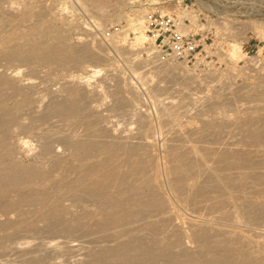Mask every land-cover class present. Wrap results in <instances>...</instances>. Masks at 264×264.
<instances>
[{"label": "bare ground", "instance_id": "1", "mask_svg": "<svg viewBox=\"0 0 264 264\" xmlns=\"http://www.w3.org/2000/svg\"><path fill=\"white\" fill-rule=\"evenodd\" d=\"M29 1L18 2L21 8L15 4L0 7V15L4 14L0 19L8 18L1 19L2 23L9 20L6 24L9 37L15 31L19 34V27L33 17V5ZM179 6L167 4L153 9L163 16L184 17L185 13H179ZM16 19L23 22L17 21L16 25L21 23L17 30ZM134 21L135 26L142 27L141 19ZM2 28L0 24V31ZM30 32L26 40L19 34L22 38L15 36L10 47L0 48V129L3 133L16 125L18 112L27 102L24 96L23 100L15 102V97L36 87L37 92L40 91L36 81L35 86L33 81L31 85L23 83V64L63 65L73 58L81 64L87 59L109 61L107 54L69 47L56 32L44 29L42 39ZM260 33L264 37V32L260 30ZM53 35L56 40H52ZM135 41L143 44L146 36L136 34ZM240 54V45L233 43L231 57ZM15 64L22 66L12 68ZM161 64L162 61L156 64L153 61L152 68H158L166 76L192 73L179 63ZM32 69L38 76L37 70ZM86 72L97 74L100 70L90 68ZM25 74V78L31 77ZM189 80L199 85L204 79ZM129 91L137 93L132 87ZM131 100L122 98L118 104L127 107V103H132L136 112L130 115L136 117L140 127L133 137L123 136L119 143L87 141L89 134L86 135L85 127L83 135L53 131L49 126L36 133L41 144L40 155L49 156L53 165L60 158L58 144L88 154L78 160L77 165H67L57 180H52L47 171L14 161L9 151L0 145V264H264L263 259L246 252L250 242L245 239V232L264 223V202L261 203L264 148L259 147L260 134L248 129L249 122H243V144L225 140L228 144L224 146H219L221 143L214 146L215 142L213 146H201L196 144L198 139L201 143V127L175 129L170 132L172 135H167L169 139H165L166 156L160 167L157 151L153 149L158 141L156 143L155 136L150 135L153 118L150 123V115L142 114L139 104ZM75 102L68 98L50 101L43 118L75 116L82 109ZM167 104L169 109L162 107L160 118L169 125L178 118L176 111L182 107L175 101ZM30 106H26L29 114L36 110L31 106L32 111ZM187 136H194L195 143L180 145ZM89 150L100 154L101 159L94 160ZM108 150L115 153L107 156ZM28 179L45 183L28 187ZM32 238L42 239V242L35 240L34 245Z\"/></svg>", "mask_w": 264, "mask_h": 264}, {"label": "rangeland", "instance_id": "2", "mask_svg": "<svg viewBox=\"0 0 264 264\" xmlns=\"http://www.w3.org/2000/svg\"><path fill=\"white\" fill-rule=\"evenodd\" d=\"M22 1L0 0V7L6 8L15 4L16 7L21 8L18 2ZM31 1L29 3L33 5V17L30 21L21 25L23 22L15 20V30L21 25L18 31L19 34L24 35L23 38L29 34L30 30H33L31 32L42 39L44 38L42 31L47 29L52 33L61 34L64 43L69 47L77 51H97L107 54L109 61L98 62L87 59L81 64L73 58L63 65L43 62L23 64L21 69L23 83L31 85L33 81L34 85L36 81L35 85H40L38 87L40 91L37 92L36 87L30 89L29 93L15 97L16 102L23 100L24 96L23 98L27 99L24 103L25 107L23 106L18 112L15 127L11 126L4 133L0 129V145L9 151L14 161H18L25 167H37L39 170L47 171L51 174L52 180H57L67 165H77L78 160L88 155L84 150L78 151L69 145L58 144L61 148L60 158L53 165L49 156L40 155L41 144L36 138V133L48 126L53 131L73 132L76 135H83V127H85L88 131L86 135L89 134L87 141L99 144L119 143L123 136L133 137L140 124L135 116L131 118L130 114L136 112L132 103H127L125 108L119 106V100L122 98L125 100L130 98L135 104H139L140 112L150 115L148 118L150 123L153 118L154 124L152 123L151 126L154 125V129L151 128L150 131H153L150 135L155 136L156 143L158 141L153 149L157 151L154 153L156 152L160 167H163L165 161V139H169L167 135H172L170 133L172 130L174 132L175 129H185L187 126L201 127L199 137L201 143L198 139L196 144L208 146L215 142L214 146L219 143H221L219 146H224L226 141L232 144H243L245 135L242 123L249 122L248 129L260 134L259 147L264 148V37L260 33V30L264 32V0ZM167 4L180 5L179 13L187 15L185 17L182 14L187 20L184 32L192 35L200 44L190 64L175 62L191 70V75L188 72L168 73L169 77H167L166 74L159 72L158 68H152L153 61L155 64L161 61L153 41V35L158 28L154 25L149 27L148 22L152 16L161 15L153 8ZM137 18L143 22L141 28L135 26L134 20ZM1 19L0 24L4 29L0 31V48L10 47L15 42V36L18 37L19 34L15 31L16 35L9 37L6 27L9 20L4 21L8 19L5 18L3 20L5 26H3ZM17 21L21 22L20 25H16ZM141 33L146 36L143 44L135 41L136 34ZM52 40H56L55 35ZM235 42L240 45L241 54L232 58L231 45ZM169 64L162 63L160 66ZM13 66L21 68L22 64L12 65V68ZM23 68L27 75L23 72ZM32 68L37 70L38 76ZM90 68L100 72L97 74L86 72ZM31 72L36 75H30ZM24 74L26 77L28 74L31 77L25 78ZM33 75L35 77H32ZM197 77L204 80L199 79V81ZM186 78L200 83L199 85L196 83V86L192 81V84L189 83ZM187 82L191 85L190 87ZM202 84L204 87L201 88ZM193 86L200 87L197 89ZM130 87L137 93L130 92ZM192 88L198 91L194 92ZM194 93L199 96L193 95ZM65 98L70 99L71 102H75L74 99L77 100L75 103L82 108L77 115L43 118L50 101L57 102ZM169 101H175L176 104H181L183 101L184 104H181L182 111L179 110L181 107L176 108L179 110L176 111L178 120L168 125L160 118L162 117L160 111L162 107L169 109L167 104ZM11 103L9 105H12ZM29 105L35 106L33 107L36 109L35 112L28 113L30 111L26 106ZM187 137L184 142L176 143L180 145L195 143L194 136ZM217 138L220 139L217 140ZM221 138L224 142H219ZM92 151L89 150L88 153ZM114 153V150H108L105 155L111 156ZM90 155L94 160L101 159V155L96 152ZM44 183L28 179L26 185L40 187L44 186ZM262 200L261 203L264 202V198ZM261 225L256 224L250 231L245 232V239L250 242L246 252L264 260V223L263 226ZM28 240L25 239V241ZM35 240L32 238L31 242L34 244L42 239ZM31 242L29 244L32 245ZM185 242L189 244L187 240Z\"/></svg>", "mask_w": 264, "mask_h": 264}, {"label": "built area", "instance_id": "3", "mask_svg": "<svg viewBox=\"0 0 264 264\" xmlns=\"http://www.w3.org/2000/svg\"><path fill=\"white\" fill-rule=\"evenodd\" d=\"M186 21L178 15H154L148 22L149 27L154 25L158 28L153 41L162 63L183 62L188 65L194 59L200 44L184 32Z\"/></svg>", "mask_w": 264, "mask_h": 264}]
</instances>
